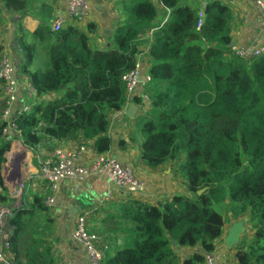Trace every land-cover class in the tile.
<instances>
[{
    "label": "trees",
    "instance_id": "1",
    "mask_svg": "<svg viewBox=\"0 0 264 264\" xmlns=\"http://www.w3.org/2000/svg\"><path fill=\"white\" fill-rule=\"evenodd\" d=\"M32 1L0 0V13L24 15ZM161 1L162 6L152 0L123 2L125 17L107 51L91 41L97 32L93 22L86 30L39 26L31 37L44 45V72L29 68L36 45L19 39L26 62L21 71L40 99L16 120L22 143L34 149L45 137L84 138L104 154L112 146L110 114L122 112L130 101L144 104L148 109L135 121L140 158L150 168L175 162L189 194L161 205L139 199L120 205L115 233L121 242L106 255V264H204L227 220L240 217L252 233L236 246L238 263L264 264V56L244 59L231 51L232 17L221 1L203 8L200 29L199 6ZM165 9L166 23L149 36ZM142 51L149 64L147 103L138 95L129 101L122 80L141 65ZM3 108L4 103L0 116ZM2 127L0 123V204H6L2 169L11 142L2 139ZM44 199L34 194L9 221L12 264H53L50 243L25 236L28 219L47 211ZM223 204L226 215L214 207ZM173 244L200 251L181 261Z\"/></svg>",
    "mask_w": 264,
    "mask_h": 264
},
{
    "label": "crops",
    "instance_id": "2",
    "mask_svg": "<svg viewBox=\"0 0 264 264\" xmlns=\"http://www.w3.org/2000/svg\"><path fill=\"white\" fill-rule=\"evenodd\" d=\"M125 1L127 0H90L91 10L87 21L83 25H76L74 22L67 20L66 25L86 30L89 22L95 23L97 32L90 35L91 41L98 49L107 51L111 48L112 36L125 17L124 13L120 11V5ZM152 1L159 4V0ZM212 1H221L229 8L232 17L231 35L235 46L251 49L262 43L261 11L253 0H184L185 4L197 8L199 6L200 11H204L203 8ZM66 7V0H34L29 4L24 15L13 14L3 9L2 13L5 15V20L7 18H10V20L5 21L2 19L7 27L5 26L0 45L3 46V50L10 54L15 69V77L20 83L18 104L27 101L24 86V77L27 75L22 73L20 67L21 64L26 62L23 59V52L19 54L18 49L21 48L18 40L24 38L27 43L36 45L29 68L33 71L44 72L48 67L46 51L42 43L35 42L32 39L31 33L41 25L50 26L58 16H65L66 18ZM165 11L167 12L166 9ZM142 55L140 66L146 72L149 69V64L146 61L148 58L146 52H143ZM38 100L40 99L38 98ZM132 103L135 104L137 110L134 117H129L126 115V110ZM147 109L144 104L140 105L130 101L122 112L110 114L108 135L112 140V146L107 153H104L132 167L137 178L144 186L142 192L134 195L117 189L109 184L104 176L100 175H92L82 181L73 179L61 181L58 189L54 192L51 191L46 181L36 178L37 158L47 155L55 148L77 150L81 161L85 164L90 163L98 155L91 140L78 138L58 141L45 137L43 142L34 150L27 148L23 143H21L23 146H19L22 147L23 152L14 154L12 150L13 164L7 162L3 169L6 187L4 193L10 200L6 204L16 208L22 203H29L34 194L42 195L45 200L47 197L54 198L52 206L47 207V211L42 216H37V221L35 220L32 223L31 221L28 222L30 220L28 219L29 224L25 235L28 238H42L50 243L53 264H86V248L72 237L75 220L79 214H82V211L94 210L87 217V226L89 231L101 236V244L108 249L106 251L107 255L108 253H114L116 245L121 242L117 238V233H115L118 222L116 212L120 205L127 204L132 199H139L153 205H161L171 200L175 195L189 194L184 178L177 173L175 162H168L160 167L150 168L144 165L140 158L141 138L136 136L135 121L142 111ZM16 144L14 148L17 147ZM15 166L16 171L14 170ZM10 168H13L14 173H11ZM21 180H24L22 190L18 186ZM78 183L79 188L75 190L74 187ZM109 190L112 195L106 202L104 198ZM84 192L91 197L92 201H88L83 197ZM74 199H76V202H73ZM103 201L104 204L101 203ZM71 208L75 209V212ZM45 216L48 217L46 220ZM240 218L249 230L247 219L245 217ZM238 220L230 219L224 226L223 235L218 241L214 252L217 264H239L236 257L237 247H228L224 241L232 224ZM8 227L10 228V226ZM246 234L250 235L248 232ZM173 249L181 261L194 252L200 251L199 247H181L176 244H173Z\"/></svg>",
    "mask_w": 264,
    "mask_h": 264
},
{
    "label": "built area",
    "instance_id": "3",
    "mask_svg": "<svg viewBox=\"0 0 264 264\" xmlns=\"http://www.w3.org/2000/svg\"><path fill=\"white\" fill-rule=\"evenodd\" d=\"M256 6L261 11V30L263 41L254 48L248 49L244 47H231V51L238 57L244 59H252L264 56V0H253ZM66 15L58 16L50 27L54 31L63 29L66 26L67 20L74 22L76 25H83L89 16L91 10L90 0H66ZM159 5L162 6V1L159 0ZM169 17L167 10L166 16L162 19L160 25L152 29L148 35L152 36L154 30L161 28ZM204 11L198 14L197 29H200L204 23ZM76 27V26H73ZM21 50V49H20ZM142 77V80L139 78ZM122 80L126 85V96L130 101L133 96H141L144 102H149V96L146 92L147 83L150 81L148 70L144 72L140 63H137L134 70L123 75ZM25 95L27 101L17 103L19 99V80L15 77V69L10 54L2 50L0 53V99L4 103V108L0 116V123L3 124L1 129V137L4 141L11 142V149L5 154L4 167L7 162L13 164L12 148L16 143L21 142V129L17 125V118L24 113L30 112L33 105L38 101L37 90L30 82L29 78L24 77ZM38 147V146H37ZM33 149V148H32ZM36 149V147L34 148ZM33 149V150H34ZM38 170L35 173L37 179L46 181L51 191L58 189L59 183L67 179L82 181L92 175L104 176L109 184H112L117 189L123 190L130 195L142 192L144 190L143 183L137 178L134 170L128 164L122 163L116 158L106 154L96 155L92 161L85 164L81 161L80 154L77 150L71 151L64 148H55L47 155L37 158ZM10 165V166H11ZM11 173L13 172V168ZM16 171V166L14 167ZM4 171V170H3ZM24 181V180H23ZM21 180V190L24 183ZM79 188V183L74 187ZM112 192L109 190L104 200L107 202L111 197ZM45 200V199H44ZM54 203L53 197H47L44 201L46 207H51ZM104 204L105 202H101ZM24 203L13 208L7 204H0V264H12L11 255L9 254V240L12 234L9 228V221L14 218ZM94 210L82 211L75 220L72 237L75 241L82 244L87 251L86 264H106V246L102 245L101 236L88 229L87 217ZM204 264H217V258L214 253L206 254Z\"/></svg>",
    "mask_w": 264,
    "mask_h": 264
},
{
    "label": "water",
    "instance_id": "4",
    "mask_svg": "<svg viewBox=\"0 0 264 264\" xmlns=\"http://www.w3.org/2000/svg\"><path fill=\"white\" fill-rule=\"evenodd\" d=\"M235 45V42L232 41L230 43V45L228 46L229 48L233 47ZM142 52H140V54H142ZM139 80H142V77L139 78ZM136 106L135 104H130L126 110V115H128L129 117H134L135 113H136ZM2 175H3V169H2ZM18 177V175H17ZM3 178L4 175H3ZM204 190L199 191V194H201ZM73 202H76V199H74ZM74 212L75 209L71 208ZM246 233V226L244 224V221L242 220H238L236 222H234L231 226V228L229 229V231L227 232L226 237L224 238L225 243L227 244L228 247H236L237 245H239L242 237L244 236V234Z\"/></svg>",
    "mask_w": 264,
    "mask_h": 264
},
{
    "label": "rangeland",
    "instance_id": "5",
    "mask_svg": "<svg viewBox=\"0 0 264 264\" xmlns=\"http://www.w3.org/2000/svg\"><path fill=\"white\" fill-rule=\"evenodd\" d=\"M2 17V18H1ZM2 19H4L5 20V15L4 14H2V13H0V39L3 37V35H4V31H5V28L7 27L6 26V23L4 24V21L2 20ZM9 21L10 20V18H7L5 21ZM6 26V27H5ZM1 31H2V33H1ZM18 43H19V40H18ZM113 46V44L111 43V47ZM113 48V47H112ZM111 49V48H110ZM19 50V54H22V51L20 50V49H18ZM18 53V52H17ZM147 70H149V69H147ZM150 102V101H149ZM2 107H3V101L0 99V112H1V109H2ZM17 146H23L22 144H21V142H19V143H17L16 144ZM14 147H15V145H14ZM13 147V148H14ZM22 148V147H21ZM13 150V149H12ZM28 150H31V149H28ZM26 184V183H25ZM19 186V185H18ZM83 197L84 198H86L88 201H92V199H91V197L86 193V192H84L83 193ZM215 207V209L216 210H219L221 213H223L224 215H226L227 214V205L226 204H223V205H221L220 207H219V209H218V206L216 205V206H214ZM48 217H46L45 216V220L47 219ZM35 220L37 221L38 219H37V217H35V218H33V219H30L28 222H35ZM227 221H230V219H228ZM31 225V224H30ZM248 228V227H247ZM246 228V229H247ZM250 233V235H251V233H252V230L249 228V230L247 229L246 230V233ZM245 233V234H246ZM244 234V235H245Z\"/></svg>",
    "mask_w": 264,
    "mask_h": 264
},
{
    "label": "bare ground",
    "instance_id": "6",
    "mask_svg": "<svg viewBox=\"0 0 264 264\" xmlns=\"http://www.w3.org/2000/svg\"><path fill=\"white\" fill-rule=\"evenodd\" d=\"M21 152H23V149L21 148V147H19V146H17L16 148H14L13 149V153L15 154V153H21ZM23 155V154H22ZM21 155V156H22ZM19 171H21V170H19ZM25 172V171H24Z\"/></svg>",
    "mask_w": 264,
    "mask_h": 264
}]
</instances>
